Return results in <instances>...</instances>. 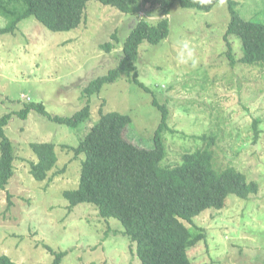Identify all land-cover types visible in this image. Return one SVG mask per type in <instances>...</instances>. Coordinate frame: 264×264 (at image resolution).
Listing matches in <instances>:
<instances>
[{
	"label": "rangeland",
	"instance_id": "374dc122",
	"mask_svg": "<svg viewBox=\"0 0 264 264\" xmlns=\"http://www.w3.org/2000/svg\"><path fill=\"white\" fill-rule=\"evenodd\" d=\"M237 1L243 16L264 20V0ZM162 16L159 5L142 0L128 14L90 0L85 21L75 29L52 31L30 16L15 33L0 34V118L12 113L5 131L16 154L14 175L6 189L0 188V255L20 264H52L50 246L67 251L61 264H140L118 219L101 217L91 203L68 210L63 192L79 185L85 155L75 156L71 148L99 119L101 106L104 112L129 114L132 123L125 136L150 147L161 119L155 96L169 106L166 163L178 164L184 153L210 146L216 168L234 166L260 186L248 198L230 194L224 208L208 209L194 223L184 221L206 234L189 250L192 262L264 264V66H231L224 38L230 20L227 0L210 11L175 4L168 36L140 47L137 72L150 91L124 73L90 97L94 121L76 128L35 109L26 119L16 115L29 102L43 103L52 115H74L87 104L84 88L89 82L117 66L136 20L156 24ZM6 22L0 15V27ZM234 38L238 59L241 41ZM107 41L110 52L101 47ZM183 41L194 48L196 67L177 62ZM203 68L209 74L205 87L193 77ZM33 142L56 145L58 162L44 181L34 179L30 170V163L38 160Z\"/></svg>",
	"mask_w": 264,
	"mask_h": 264
},
{
	"label": "trees",
	"instance_id": "16d2710c",
	"mask_svg": "<svg viewBox=\"0 0 264 264\" xmlns=\"http://www.w3.org/2000/svg\"><path fill=\"white\" fill-rule=\"evenodd\" d=\"M88 1L0 0V15L7 20L0 27V34L15 33L22 20L30 16L52 31L75 29L86 19ZM97 1L128 14L141 0ZM142 1L159 5L163 16L156 24L145 19L136 20L122 41L123 52L117 66L91 80L84 88V96L88 98L84 107L67 117L50 114L43 103L29 102L16 115L26 119L35 109L72 128L89 124L94 121L90 97L100 93L104 84L114 82L126 73L129 81L145 86L139 80L136 65L140 47L145 41L156 44L168 36L169 14L176 3L183 8L210 11L220 0ZM227 5L230 20L224 38L231 66L235 68L237 63L264 66V20L258 16H243L237 0H227ZM116 32L112 33V38L116 37ZM234 37L241 41L242 54L238 59L232 44ZM101 47L110 52L111 41L101 44ZM193 77L198 78L195 84L205 87L209 74L203 68ZM145 88L150 91L147 86ZM160 101L154 96L153 104L160 110L161 119L150 147L135 144L125 136L132 123L129 114L104 112L101 106L99 119L82 136L79 144L71 148L75 156L84 154L85 158L81 163L78 187L65 190L63 195L69 200L68 210H73L80 203H91L98 208L101 217L118 219L132 241L131 246L135 245L140 264H194L189 250L196 247L206 234L203 228L189 227L184 221L194 223V218L206 210L224 208L230 194L248 198L258 193L260 186L256 181H249L246 174L234 166L216 168L210 146L184 153L178 164L166 163L164 134L169 125V106L168 102ZM11 116L12 113H6L0 118L1 189H6L15 168L14 145L5 131ZM257 123L258 120L254 123L256 139L259 133ZM206 138L202 136V139ZM55 146L52 142L31 144L38 160L30 163V170L37 181L46 180L57 165ZM48 248L55 255L52 264H61L67 251L56 252L50 246ZM0 264L20 263L7 254H1Z\"/></svg>",
	"mask_w": 264,
	"mask_h": 264
},
{
	"label": "clouds",
	"instance_id": "9594fccd",
	"mask_svg": "<svg viewBox=\"0 0 264 264\" xmlns=\"http://www.w3.org/2000/svg\"><path fill=\"white\" fill-rule=\"evenodd\" d=\"M177 62L180 64L191 63L192 67H196L198 60L195 56V50L191 46L189 41L181 42L180 48L177 54Z\"/></svg>",
	"mask_w": 264,
	"mask_h": 264
}]
</instances>
